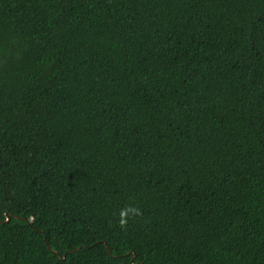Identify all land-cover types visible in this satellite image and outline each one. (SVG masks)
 I'll return each instance as SVG.
<instances>
[{
    "label": "trees",
    "instance_id": "obj_1",
    "mask_svg": "<svg viewBox=\"0 0 264 264\" xmlns=\"http://www.w3.org/2000/svg\"><path fill=\"white\" fill-rule=\"evenodd\" d=\"M0 264H264V0H0Z\"/></svg>",
    "mask_w": 264,
    "mask_h": 264
},
{
    "label": "water",
    "instance_id": "obj_2",
    "mask_svg": "<svg viewBox=\"0 0 264 264\" xmlns=\"http://www.w3.org/2000/svg\"><path fill=\"white\" fill-rule=\"evenodd\" d=\"M7 222H9V218H7ZM133 258H135V256Z\"/></svg>",
    "mask_w": 264,
    "mask_h": 264
}]
</instances>
